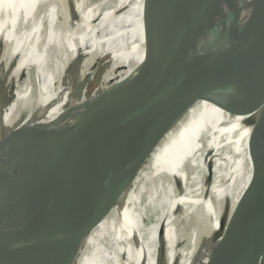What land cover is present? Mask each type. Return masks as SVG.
Masks as SVG:
<instances>
[{"label":"water","instance_id":"water-1","mask_svg":"<svg viewBox=\"0 0 264 264\" xmlns=\"http://www.w3.org/2000/svg\"><path fill=\"white\" fill-rule=\"evenodd\" d=\"M200 1L143 0L145 50L139 62L120 64L115 53L103 44L101 49L90 51L85 60L72 58L51 84L44 82L46 90L44 84L39 86L29 107L8 119L0 131V175L6 189L0 264H70L80 240H87L98 223L114 214L115 203L110 204L109 200L72 211L76 194L86 190V177L111 155L112 141L109 140L105 155L94 144L98 136L96 123L60 129V112L56 113V107L60 111L63 107L110 105L103 118L113 125L110 132L121 136V143L115 148L118 153L115 162L123 157V149L130 170L136 175L140 169H146L156 144L176 127L179 104L212 93L218 100L225 99L222 102L234 112L259 103L258 94L264 89V49L259 48L263 56H252L250 42L247 41L248 45L243 40L231 56L232 44L246 31L245 25L233 22L230 28L217 27L239 16L243 2L216 0V6L209 7L196 22L193 13ZM225 4L233 10L227 11ZM258 8L264 11V0ZM247 31L264 35L263 12L259 11ZM190 33L212 34L219 39L218 49L223 44L225 48L212 56L198 88L182 94L176 92L180 81L197 79L201 69L193 67L207 55L204 46L195 42L196 57L190 60L194 64L186 66L189 56L186 35ZM124 41L116 40L111 46L117 49ZM132 45L127 38L125 50ZM101 62L104 67L98 82L90 86ZM241 66L247 68L244 76L239 75ZM258 77L261 80L252 84ZM223 86L226 89L220 90ZM255 134L263 138L264 128L257 129ZM253 141L250 138L249 146ZM76 177V190L71 189L64 196L69 211L62 215L58 211L61 197H55L54 190ZM173 180L175 184L177 180ZM145 182L148 185L138 196V208L156 179L147 178ZM216 200L229 227L213 264H264V167L255 169L253 184L234 210L229 212L223 200ZM189 209L182 207L175 212L176 230L172 228L178 237L175 247L180 253L191 250L198 255V241L192 239L185 223ZM165 234L164 229L157 234V254L167 249ZM89 243L81 244L80 254L88 252ZM124 260L123 257L118 264H124Z\"/></svg>","mask_w":264,"mask_h":264},{"label":"bare ground","instance_id":"bare-ground-1","mask_svg":"<svg viewBox=\"0 0 264 264\" xmlns=\"http://www.w3.org/2000/svg\"><path fill=\"white\" fill-rule=\"evenodd\" d=\"M228 1L243 2L241 12L217 27L230 28L231 23L237 22L244 24L246 30L233 42L230 55L244 40L250 42L251 46L247 44L252 56H263L260 49H264V35L247 31L259 11L264 13L258 8L261 0ZM143 5V0H118L98 17L96 11L92 14L91 0H0V57L5 61L0 65V131L15 113L29 107L39 86L44 87V82L51 84L74 57L107 44L106 49L122 57L123 65L139 62L145 50ZM214 6L216 0H201L193 13L196 22ZM224 6L227 11L233 10ZM63 12L71 13L70 20L67 15L66 22L61 21ZM127 38L133 44L128 51ZM186 38L189 55L186 66L194 64L190 60L196 57L195 42L204 46L207 55L193 67L201 69L197 79L180 81L176 92L182 94L198 88L212 56L225 48L223 44L218 49L219 39L212 34L190 33ZM116 40L125 41L115 49L111 43ZM241 67L239 75L244 76L247 68ZM258 80L261 79L256 78L252 84ZM259 96L255 107L237 112L213 93L179 104L176 127L156 144L146 169H140L136 175L132 174L123 149V157L115 162L118 155L115 148L121 143V136L110 132L113 125L103 118L111 106L86 107L87 116L75 126L96 123L98 136L94 144L106 155L111 140V155L86 177V190L76 194L72 211L109 200L110 204L115 203L114 214L98 223L87 240H80L70 264H76L78 258V264H118L123 257L124 264H213L229 227L216 199L223 200L231 212L248 193L255 169L264 167V137L255 134L257 129L264 128V89ZM77 109L63 107L59 111L56 107V113L60 112V129L74 126ZM250 138L254 139L251 146ZM152 177L156 182L150 185L138 208V196L148 185L145 180ZM77 184L78 177L54 190L55 197H61L58 211L62 215L69 211L64 196L71 189L76 190ZM5 199L6 189L0 175V228L5 218L2 210ZM182 207H191L187 211V228L192 239L198 241V255L191 250L181 253L176 250L178 237L172 228L176 230L175 212ZM161 229L166 233L168 245L165 253L157 254V234ZM88 241V252L80 254L81 244Z\"/></svg>","mask_w":264,"mask_h":264},{"label":"rangeland","instance_id":"rangeland-1","mask_svg":"<svg viewBox=\"0 0 264 264\" xmlns=\"http://www.w3.org/2000/svg\"><path fill=\"white\" fill-rule=\"evenodd\" d=\"M115 1H118V0H91V6L93 7L92 8V14L93 12L95 13L96 11V15H101L106 9H108V7L112 4V3H115ZM91 12V11H90ZM62 22H66L67 20V15H68V19H69V15L71 14H68V12H63L62 13ZM95 15V14H94ZM96 17V18H98ZM70 20V19H69ZM62 22H60L62 24ZM3 56V54L1 55ZM86 56H90L88 54H85L83 56H81V58H84L82 60H85ZM116 57V56H115ZM117 59H119V63L120 64H123V59L122 57H116ZM3 58L0 57V65L2 66L3 64H5V61L2 60ZM5 60V59H4ZM2 63V64H1ZM99 69L97 70V73H96V76L92 79V81L90 82V86H93L95 83L98 82V79L103 71V67H104V64L101 62L99 65H98ZM35 75V74H34ZM36 95H37V90H36ZM33 100H34V97H33ZM0 102H1V95H0ZM33 102V101H32ZM29 105V104H28ZM27 105V106H28ZM87 113H88V108H79L77 109L76 113H75V116H74V119H73V125H78L81 121H83L85 119V117L87 116ZM229 208V207H228ZM189 221V219H185V223H186V226H187V222Z\"/></svg>","mask_w":264,"mask_h":264}]
</instances>
